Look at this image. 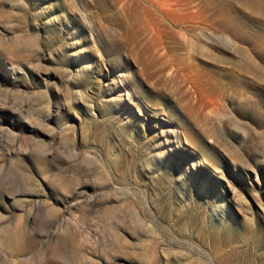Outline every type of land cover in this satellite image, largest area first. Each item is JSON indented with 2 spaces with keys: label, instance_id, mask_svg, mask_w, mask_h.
Instances as JSON below:
<instances>
[{
  "label": "rangeland",
  "instance_id": "1",
  "mask_svg": "<svg viewBox=\"0 0 264 264\" xmlns=\"http://www.w3.org/2000/svg\"><path fill=\"white\" fill-rule=\"evenodd\" d=\"M0 264H264V0H0Z\"/></svg>",
  "mask_w": 264,
  "mask_h": 264
},
{
  "label": "bare ground",
  "instance_id": "2",
  "mask_svg": "<svg viewBox=\"0 0 264 264\" xmlns=\"http://www.w3.org/2000/svg\"><path fill=\"white\" fill-rule=\"evenodd\" d=\"M153 6H155L156 5V3H154V4H152ZM174 7V6H173ZM205 10V9H204ZM196 11V10H195ZM205 12V11H204ZM201 14V13H200ZM227 15V14H226ZM158 30V29H157ZM153 32V31H152ZM204 36V35H203ZM231 36V35H230ZM230 39V38H229ZM150 42V41H149ZM149 44V43H148ZM153 44V43H152ZM74 45H78V43H75ZM75 47V46H74ZM77 52V51H76ZM73 53L72 55H73V57L75 56V55H78L77 53ZM82 51H79L78 50V53L80 54ZM203 53V52H202ZM210 56V55H209ZM211 57V56H210ZM216 57H218V56H216ZM212 58H213V56H212ZM215 58V57H214ZM213 58V59H214ZM142 59V58H141ZM222 59V58H221ZM216 60V59H215ZM219 61H221V60H219ZM223 61V60H222ZM214 62H216V61H214ZM224 62V61H223ZM217 63V62H216ZM86 64V63H85ZM82 67H83V65H82ZM78 68V67H77ZM89 68V65L88 66H85V67H83L82 69L80 68V69H78L77 70V72L78 73H83L84 74V72L87 70ZM84 81L85 82H87V79H84ZM76 87V86H75ZM2 105V104H1ZM8 109H9V107H8ZM2 130V129H1ZM172 133H170V134H172V136L174 137V140H177L178 139V135L176 134V132L177 131H171ZM9 147V146H8ZM15 147V146H14ZM34 216V215H33Z\"/></svg>",
  "mask_w": 264,
  "mask_h": 264
}]
</instances>
